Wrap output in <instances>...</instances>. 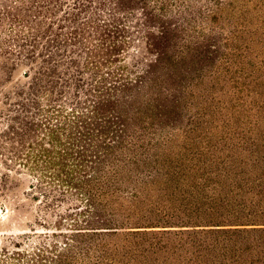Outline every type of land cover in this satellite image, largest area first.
<instances>
[{"label": "trees", "instance_id": "1", "mask_svg": "<svg viewBox=\"0 0 264 264\" xmlns=\"http://www.w3.org/2000/svg\"><path fill=\"white\" fill-rule=\"evenodd\" d=\"M22 176L0 264H264V0H0Z\"/></svg>", "mask_w": 264, "mask_h": 264}, {"label": "rangeland", "instance_id": "2", "mask_svg": "<svg viewBox=\"0 0 264 264\" xmlns=\"http://www.w3.org/2000/svg\"><path fill=\"white\" fill-rule=\"evenodd\" d=\"M24 68H20L16 74L15 78L24 79ZM20 186L17 188L10 198H0V230H8L12 228H23L26 224L29 215L24 212H20L19 209L25 204H28L26 196L23 194L27 191L31 181L25 177H21ZM26 201V202H25ZM18 209L15 212L13 210Z\"/></svg>", "mask_w": 264, "mask_h": 264}]
</instances>
